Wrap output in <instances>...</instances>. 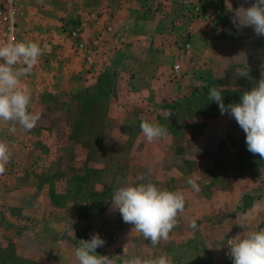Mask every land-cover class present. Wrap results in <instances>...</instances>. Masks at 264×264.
Instances as JSON below:
<instances>
[{
    "label": "rangeland",
    "instance_id": "rangeland-1",
    "mask_svg": "<svg viewBox=\"0 0 264 264\" xmlns=\"http://www.w3.org/2000/svg\"><path fill=\"white\" fill-rule=\"evenodd\" d=\"M34 1L0 46V264H264V75L213 56L229 9L264 0L148 4L103 59L83 40L90 65Z\"/></svg>",
    "mask_w": 264,
    "mask_h": 264
},
{
    "label": "crops",
    "instance_id": "crops-1",
    "mask_svg": "<svg viewBox=\"0 0 264 264\" xmlns=\"http://www.w3.org/2000/svg\"><path fill=\"white\" fill-rule=\"evenodd\" d=\"M40 0L39 2H41ZM159 0H45L41 10V14H44L45 21L51 23H57L71 29H75V39L78 42L83 40H89L95 34L103 35L100 51V57L103 59L104 49L111 44H115L121 47V42L127 40V38L134 37L135 33H141L140 29L144 27L142 20L139 16L146 8V5H153ZM22 11L17 19L18 24H22L20 17H24L26 10L30 12L35 10L36 3L34 0H21ZM35 4V5H34ZM36 12V11H35ZM154 13V12H153ZM227 16L230 18L228 21V27L220 28L223 36L219 38L214 47L213 56L221 61H238L232 63L233 69L236 73H253L257 77L264 75V5L259 4H236L235 8L229 9ZM29 14V13H28ZM38 14V13H37ZM41 14L38 16L42 17ZM31 17V16H30ZM33 18V16L31 17ZM43 19V17H42ZM18 20L20 23H18ZM32 22L34 21L31 19ZM110 28V32L105 30ZM42 32H40L41 30ZM38 33L33 35V42L39 43V40L47 38V31L45 28H40ZM143 32V31H142ZM70 38V37H69ZM63 39V38H61ZM93 40V39H92ZM26 46L28 43H25ZM103 53V54H102ZM65 55V56H64ZM67 56V57H66ZM99 56V55H98ZM68 59L77 60L75 58L68 57L67 52L63 51V62L69 61ZM244 60L251 61V64H243ZM251 65V66H250ZM70 67V66H69ZM71 81L68 83H61V78L64 76V72L57 75L54 81H57L58 87L68 88L69 90L80 88L85 86L84 78L86 73L83 69L78 68ZM35 72H29V79L34 86L43 87L40 80H35ZM32 74V75H31ZM59 77V78H58ZM256 92H259L258 86L254 87ZM260 93V92H259ZM259 96V95H258Z\"/></svg>",
    "mask_w": 264,
    "mask_h": 264
},
{
    "label": "built area",
    "instance_id": "built-area-1",
    "mask_svg": "<svg viewBox=\"0 0 264 264\" xmlns=\"http://www.w3.org/2000/svg\"><path fill=\"white\" fill-rule=\"evenodd\" d=\"M20 8L21 4L18 0H0V46L8 52L19 48L22 44L20 40L18 41L15 31V19ZM75 35L76 32L74 31L69 34L70 37H75ZM74 50L76 55L88 65L92 63V50L87 48L83 42H78ZM183 51L185 54L189 53L188 42L184 44Z\"/></svg>",
    "mask_w": 264,
    "mask_h": 264
},
{
    "label": "trees",
    "instance_id": "trees-1",
    "mask_svg": "<svg viewBox=\"0 0 264 264\" xmlns=\"http://www.w3.org/2000/svg\"><path fill=\"white\" fill-rule=\"evenodd\" d=\"M115 77V73L114 72H110L108 70H103L99 76L97 77L95 84L97 86V94L100 96H106L107 94L104 93H108L110 91H112V78ZM95 86V88H96ZM89 91V89H84L83 92H87ZM88 93V92H87ZM87 96V95H85Z\"/></svg>",
    "mask_w": 264,
    "mask_h": 264
}]
</instances>
